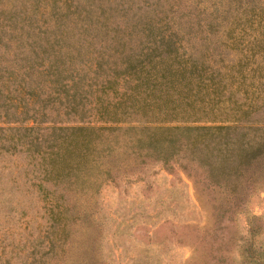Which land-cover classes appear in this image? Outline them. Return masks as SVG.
<instances>
[{
  "label": "trees",
  "instance_id": "16d2710c",
  "mask_svg": "<svg viewBox=\"0 0 264 264\" xmlns=\"http://www.w3.org/2000/svg\"><path fill=\"white\" fill-rule=\"evenodd\" d=\"M150 161L206 173L216 220L248 212L264 181V0H0V208L48 214L52 251Z\"/></svg>",
  "mask_w": 264,
  "mask_h": 264
},
{
  "label": "rangeland",
  "instance_id": "374dc122",
  "mask_svg": "<svg viewBox=\"0 0 264 264\" xmlns=\"http://www.w3.org/2000/svg\"><path fill=\"white\" fill-rule=\"evenodd\" d=\"M190 41L200 54L213 39ZM128 175L130 183L102 188L92 215L75 221L70 239L52 251L49 240L38 238L48 229V214L34 206L14 213L0 208V264H54L56 258L78 264L82 257L88 264H264V181L247 213L216 220L210 192L200 184L207 175L199 169L188 175L176 163L169 171L150 161ZM248 213L257 216L251 229Z\"/></svg>",
  "mask_w": 264,
  "mask_h": 264
}]
</instances>
